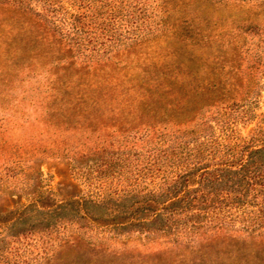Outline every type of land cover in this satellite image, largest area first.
Segmentation results:
<instances>
[{"label":"trees","instance_id":"obj_1","mask_svg":"<svg viewBox=\"0 0 264 264\" xmlns=\"http://www.w3.org/2000/svg\"><path fill=\"white\" fill-rule=\"evenodd\" d=\"M247 5L264 12V0H0V102L21 69L50 65L64 76L78 61L87 72L108 63L125 70L148 66L160 42L169 49L160 69L155 57L157 70L143 72L134 98L111 100L137 110L142 132L122 127L130 139L117 149L62 152L82 195L58 202L41 182L27 203L0 212V264H52L62 253L69 264H105L118 254L111 244L138 241L196 249L205 237L264 240V114L251 95L260 80L238 97L195 68L197 49L212 44L211 14ZM255 35L263 63L264 29ZM63 76L53 92L64 106L104 104L89 92L97 84Z\"/></svg>","mask_w":264,"mask_h":264},{"label":"rangeland","instance_id":"obj_2","mask_svg":"<svg viewBox=\"0 0 264 264\" xmlns=\"http://www.w3.org/2000/svg\"><path fill=\"white\" fill-rule=\"evenodd\" d=\"M208 19H211L212 44L197 49L199 61L195 68L198 75L227 83L226 91L238 97L248 93L249 82L260 80L259 85L251 88V95L260 100L258 114H264V60L256 63L254 57L259 40L255 32L258 28L264 29V12L258 6L247 5L213 13ZM233 49H240L241 58L235 60ZM168 50L160 42L151 50L148 66L134 63L133 69L118 70V66L108 63L104 71L99 70L104 66H98L96 72H87L83 70L85 65L78 61L64 76L51 75L59 72L50 65H35L32 68L35 73H30L27 68L21 69L19 77L6 91L4 101L0 102V212L12 208L15 202L27 203L41 182L58 202L82 195L85 188L74 179L70 161L62 152H89L111 143L117 149L122 141L130 139V134L119 132L122 127L133 126L142 132L144 128L140 127L134 114L137 110L111 105V100L121 103L127 93L128 98H134L138 90L135 86L145 75L143 72L153 75L157 70L155 57L160 61L157 64L160 69ZM59 76L74 84H79L80 79L91 85L97 84L89 88V92H93L96 98H104V104L98 108L89 105L86 111L85 107L72 111L53 92ZM237 81L239 86H230ZM80 110L84 114L81 115ZM257 123L248 126L243 134L249 135ZM11 166L14 172L13 168L9 169ZM9 175L15 179L8 180ZM166 243L111 244L112 249L116 246L118 254H111L105 264H264V240L261 239L240 238L232 242L205 237L197 242L196 249ZM70 261L69 254L62 253L52 264H69Z\"/></svg>","mask_w":264,"mask_h":264}]
</instances>
